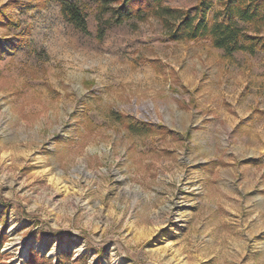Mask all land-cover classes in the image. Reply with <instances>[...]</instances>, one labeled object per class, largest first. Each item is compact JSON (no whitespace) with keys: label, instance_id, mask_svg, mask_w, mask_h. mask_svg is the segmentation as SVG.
<instances>
[{"label":"rangeland","instance_id":"1","mask_svg":"<svg viewBox=\"0 0 264 264\" xmlns=\"http://www.w3.org/2000/svg\"><path fill=\"white\" fill-rule=\"evenodd\" d=\"M79 2L0 0L3 262L264 264V49Z\"/></svg>","mask_w":264,"mask_h":264},{"label":"trees","instance_id":"2","mask_svg":"<svg viewBox=\"0 0 264 264\" xmlns=\"http://www.w3.org/2000/svg\"><path fill=\"white\" fill-rule=\"evenodd\" d=\"M60 5L63 17L76 28L86 31L85 4L79 0H55ZM95 3L96 17L105 12L111 13L115 24L128 20H146L156 18L170 41L207 40L226 55L234 51L254 53L264 49V34L260 35L264 24V0H225L219 9L208 14L212 4L199 0L192 8H173L164 0H89ZM0 22H10L9 17L0 11ZM248 25L253 34L244 31ZM99 37H101V32ZM3 241L0 233V264L3 262L1 248Z\"/></svg>","mask_w":264,"mask_h":264}]
</instances>
